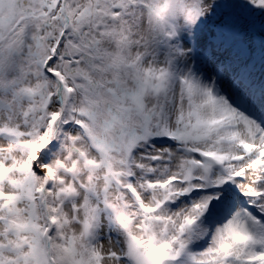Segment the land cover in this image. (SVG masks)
<instances>
[{
	"label": "snow or ice",
	"instance_id": "1",
	"mask_svg": "<svg viewBox=\"0 0 264 264\" xmlns=\"http://www.w3.org/2000/svg\"><path fill=\"white\" fill-rule=\"evenodd\" d=\"M0 264H264V0H0Z\"/></svg>",
	"mask_w": 264,
	"mask_h": 264
}]
</instances>
